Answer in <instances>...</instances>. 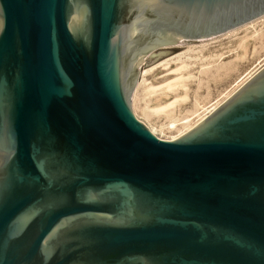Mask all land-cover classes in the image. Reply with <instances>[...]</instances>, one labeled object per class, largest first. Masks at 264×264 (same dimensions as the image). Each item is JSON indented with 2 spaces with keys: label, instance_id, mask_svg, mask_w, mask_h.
<instances>
[{
  "label": "water",
  "instance_id": "1",
  "mask_svg": "<svg viewBox=\"0 0 264 264\" xmlns=\"http://www.w3.org/2000/svg\"><path fill=\"white\" fill-rule=\"evenodd\" d=\"M263 14L0 0V264H264V66L174 140L131 106L142 62L183 48L155 49Z\"/></svg>",
  "mask_w": 264,
  "mask_h": 264
},
{
  "label": "bare ground",
  "instance_id": "2",
  "mask_svg": "<svg viewBox=\"0 0 264 264\" xmlns=\"http://www.w3.org/2000/svg\"><path fill=\"white\" fill-rule=\"evenodd\" d=\"M262 24H264V14L240 26L232 28L224 33L208 38L209 40L205 39L208 41L202 43L200 46H197V47L188 46L185 52L175 55L173 58H170L169 60H166L157 65L163 68V67L169 66V64L171 63L173 65L175 63V66L173 68L174 70L170 72V75L173 74L171 75L172 78H175L174 79L175 82L172 83L171 86H175L179 93L178 96H173V98H175L174 99L175 101L177 98V99H182L183 102L184 101L186 102V100H188L189 96L191 95V98H190L191 101L189 100L190 105L185 106L181 110H179L178 108V110L174 112L173 117L169 119V121H166V123L164 122L162 124L158 122L159 124H156V122L158 121L157 120L158 116L162 113V108L169 106L171 103L168 104L166 101H164L163 102L164 107L155 109V107L150 106L146 102L147 92L150 91L152 87L158 85V83L157 84L148 83L146 76L149 75L150 73H153L158 67L154 66V67H151L150 69L143 71L141 74L140 81L138 82V84L136 83L137 84L135 86L136 88L134 87L135 90H133L132 92L133 93V111H134L136 118L139 119L137 113H140L141 117L145 121H147L150 124L153 122L155 126H152L153 131L151 130V132L155 134L157 137L158 135L156 134L155 128H158L159 130L170 131L169 133H172L173 135L170 140H174L178 138L179 136H181L182 134L186 133L187 131L191 130L193 127L199 124L202 120H204L209 114H211L224 101H226L230 96H232V94H234L245 82H247V80H249L256 72H258L264 66V60H263L251 72L246 73L245 75L241 77L239 76L238 77L239 79L238 80L236 79L237 81L235 80L236 82L233 87H231L229 90L225 92H222V94L220 93L221 95L218 100L213 101L212 103H210V105L204 104L205 102L202 103V99L204 98H202V94H200V92L204 88L207 89L208 86H210V82H218V81H221L223 77H227L228 75H231L232 72L236 71L238 66H240L239 64L243 60L246 61V59L248 58H254L261 51L263 52V56H264V51H263L264 50V28L261 27ZM235 33H238V34L240 33L243 35L238 38V42L236 46L238 47L240 52L235 55L233 60L228 61V62H223L221 60L222 58L219 55V53L211 52L208 50V46L210 45L211 42L216 41V40L218 41L219 39H222L224 37H230L232 34H235ZM205 40H202V41H205ZM200 42H197V43H200ZM191 44H196V43H191ZM174 45H180V44H174ZM174 45L162 46V49H172L173 47H176ZM168 79L170 78H167L165 81H167ZM216 85H218V83H216ZM217 95L219 96V94ZM138 96L141 97L140 102L143 104L141 107H138L135 101ZM208 96H211V95H208ZM208 96H206V99ZM206 105H209V106L207 107ZM194 116L196 118H194Z\"/></svg>",
  "mask_w": 264,
  "mask_h": 264
},
{
  "label": "rangeland",
  "instance_id": "3",
  "mask_svg": "<svg viewBox=\"0 0 264 264\" xmlns=\"http://www.w3.org/2000/svg\"><path fill=\"white\" fill-rule=\"evenodd\" d=\"M261 27L264 28V24H262ZM242 35L243 34L235 33V34H232L230 37H224L222 39H219L218 41L217 40L213 41L208 46V50L211 51V52L219 53V55L222 58L221 60L223 62L231 61V60L234 59L235 55L240 52V50L238 49L236 44L238 42V38L240 36H242ZM208 40L202 41L200 43L196 42V44L189 43V45L188 44L174 45L176 47H173V48H183V49H181L180 51L165 57V59L163 58V60L161 59V61L159 60V61L153 63L152 66H150V67L148 66V68H146V69H144V65L146 63V61H144L139 67L137 84L140 81L141 74H142L143 71H145L147 69H150L151 67H154V66L156 67L158 64H160V63H162V62H164L166 60H169L170 58H173L175 55H178L180 53L185 52L186 48L188 46H196L197 47V46H200L202 43L207 42ZM160 49H162V47H160L158 49H155L154 51L160 50ZM154 51H152V52H154ZM151 53H147L146 56L144 57V59H147V57ZM259 54L256 57H254V58H248V59H246V61L243 60L244 62L242 61L239 64L240 66H238L236 71L232 72L231 75H228L227 77H223V79L225 78L226 80L224 79V81H223V79H221V81H218V82H210V86H208L209 89L207 88L210 91H208L207 89L204 88L205 90L202 89V91L200 92V94H202V98H204V99H202V103L205 102L204 104H209L210 105V103H212L213 101L218 100L220 95L222 94V92H225V91L229 90L231 87H233L235 85V82L239 79L238 78L239 76L241 77V76L245 75L246 73H249L253 69H255L258 66V64L261 63L264 60L263 52L261 51ZM174 66H175V63H174V65L171 63V64H169V66H166V67H163V68L160 67V66H157L158 68L153 73H150L149 75L146 76L148 83H153V84H157L158 83L157 86L152 87V89L147 92V100H146L147 104H149L152 107H155V109H156V108L164 107V105H163L164 101H166L168 104L171 103L169 106H166V107L162 108V113L158 116V119H157L158 121L156 122V124H159V123L163 124L164 122L166 123V121H169V119H171L173 117L174 112H176L178 110V108H179V110H181L185 106H189L190 105V101H191L190 93L191 92L189 93V95H190L189 99L186 100V102L184 101L185 103L182 101V99H177L176 98V101H175L174 100L175 98H173V96H178L179 95V93L177 91V88L175 86H171V84L175 82L174 81L175 78H172V76H171L173 74L170 75V72L174 70L173 69ZM237 70H238V72H237ZM235 72H237V73H235ZM167 78H170V79L165 81ZM216 83H218V85H216ZM133 90H135V89H133ZM206 90H207V92H206ZM217 94H219V96ZM208 95H211V96H208ZM206 96H208L207 99H206ZM140 98L141 97L138 96L137 99L135 100L137 105H138V107H141L143 105L140 102L141 101ZM187 102H188V104H187ZM209 105H206V106L208 107ZM131 106H132V110H133V93H132V96H131ZM137 114H138V118L150 129V131L151 130L153 131L152 126H155L154 123L153 122L151 124L148 123L147 121H145L141 117L140 113H137ZM194 118H196V117L194 116ZM155 129H156V134L158 135V137H160L162 139L170 140L172 138V136H173L172 133H169L170 131H168V130L165 131V130H159L158 128H155Z\"/></svg>",
  "mask_w": 264,
  "mask_h": 264
}]
</instances>
